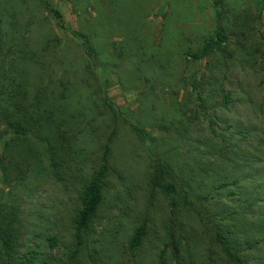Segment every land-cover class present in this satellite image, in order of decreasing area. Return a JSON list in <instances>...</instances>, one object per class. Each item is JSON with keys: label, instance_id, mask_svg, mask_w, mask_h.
Returning <instances> with one entry per match:
<instances>
[{"label": "rangeland", "instance_id": "rangeland-1", "mask_svg": "<svg viewBox=\"0 0 264 264\" xmlns=\"http://www.w3.org/2000/svg\"><path fill=\"white\" fill-rule=\"evenodd\" d=\"M48 1L62 13L66 28L88 36L98 63L91 74L82 42L61 29L40 0H0V10L15 23L16 40L37 55V63L29 65L32 81L52 72L56 93L66 80V105L82 127L80 175L70 183H57L39 169L25 183L7 186L0 171L4 199L22 207L25 243L44 247L46 238L56 236L53 253L71 245L77 191L97 167L100 145L114 127L112 171L86 250L108 256L110 264L125 260L128 238L146 217L144 241L128 263L158 264L167 241L169 197L152 188L150 178L163 163L176 180L202 184L205 192L237 179L212 193L210 208L264 217V0H223L224 12L218 0ZM218 30L226 36L224 51L194 62L187 58ZM193 80L199 81L197 89ZM224 94L230 96L227 106ZM130 124L144 129L146 139ZM191 225L192 250H205L208 238ZM252 250H263L264 260V244Z\"/></svg>", "mask_w": 264, "mask_h": 264}, {"label": "trees", "instance_id": "trees-1", "mask_svg": "<svg viewBox=\"0 0 264 264\" xmlns=\"http://www.w3.org/2000/svg\"><path fill=\"white\" fill-rule=\"evenodd\" d=\"M40 1L61 29L82 42L85 68L93 74L98 52L88 36L66 28L62 13L48 0ZM218 4L222 5L224 12V1L218 0ZM6 16L0 10V171L3 182L16 187L30 176L40 175L37 170L44 169L57 183H70L80 175L78 147L82 127L66 105L69 84L60 80L59 90L55 93L53 87L57 80L53 79L52 72H45L38 81H32L29 65L37 63V55L16 40L15 23ZM225 39L223 31L218 30L215 35L203 38L202 46L196 52L186 54L187 58L194 62L207 57L213 50L222 52ZM191 85L197 89L200 84L193 80ZM229 97L223 95L225 106ZM101 99L109 112L117 117L116 108L108 98L103 96ZM130 126L140 138L146 139L144 129L135 124ZM116 133L114 127L101 143L99 163L77 191L78 205L70 222L72 242L65 250H56L55 253L51 250L59 244L56 236L46 238L44 247L47 250H43L39 242L25 243L22 207L5 200L0 191V264H110L108 256H101L96 250H86V235L104 203ZM168 177L171 181H166ZM175 177L172 167L163 163L154 168L150 178L152 188L169 197L167 241L158 255V264H167L168 261L174 264H248L249 261L264 264L261 259L263 250H252L264 244V217L255 220L247 218L242 211L210 208L212 193L237 184V179L219 182L205 192L201 189L202 184L194 186L190 181L179 182ZM256 202L254 199L249 204L254 206ZM190 224L200 227L203 236L208 238L205 250H192L195 233L187 229ZM146 233L147 218L143 217L128 238V250L124 252L128 257L117 260L116 264H129L135 260ZM253 252H258L260 259L254 257Z\"/></svg>", "mask_w": 264, "mask_h": 264}]
</instances>
